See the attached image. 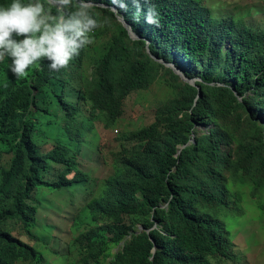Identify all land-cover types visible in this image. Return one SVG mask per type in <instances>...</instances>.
<instances>
[{
    "label": "trees",
    "instance_id": "trees-1",
    "mask_svg": "<svg viewBox=\"0 0 264 264\" xmlns=\"http://www.w3.org/2000/svg\"><path fill=\"white\" fill-rule=\"evenodd\" d=\"M10 3L0 0V6ZM95 3L116 5L142 39L133 40L112 11L94 6L103 26L67 68L52 71L42 61L21 80L11 73L10 58L0 65V89L7 85L0 104V264H43V252L16 235V227L36 237L41 187L89 182L72 145L58 140L40 152L31 114L62 118L79 149L88 132L97 134V122L114 126L130 94L155 83L165 66L150 53L199 80L177 83L168 69L174 97L158 106L151 124L122 134L109 174L84 206L95 225L73 238L78 263L101 264L124 240L106 264L232 259L233 227L241 223L248 189L264 216V25L216 18L203 0ZM50 163L63 166L56 180L44 176Z\"/></svg>",
    "mask_w": 264,
    "mask_h": 264
},
{
    "label": "rangeland",
    "instance_id": "rangeland-1",
    "mask_svg": "<svg viewBox=\"0 0 264 264\" xmlns=\"http://www.w3.org/2000/svg\"><path fill=\"white\" fill-rule=\"evenodd\" d=\"M203 5L213 10L216 18L222 19L234 16L243 19L255 29L264 25V0H203ZM95 6V5H94ZM215 10V11H214ZM106 21H108L106 19ZM119 21V20H118ZM158 59V58H156ZM155 60V59H154ZM156 62L160 63L158 60ZM160 68L159 77L148 89L134 92L125 101V113L111 128H105L100 122L96 123V131L88 132L85 142L79 147L64 130L62 118L33 112L31 118L37 121L35 139L44 153L52 148L58 140L72 145L78 150L77 163L82 171L89 174L86 185H75L61 190L41 187L39 195L43 198L39 210L38 222L35 227L36 237H30L22 232L19 226L15 234L21 239L35 246L43 252V264H80V249L73 238L85 229L95 225L90 214L84 215L91 189L96 190L109 174L112 168V156L120 151L123 133L135 131L151 124L155 120L159 105L174 97V90L170 85L172 80L168 69H172L179 77L177 83H187L185 74L173 64ZM3 61L0 62V65ZM199 79H194L193 85ZM237 95V94H236ZM210 128L198 126L197 130L206 131ZM134 144V143H133ZM126 142L127 146L133 145ZM94 154V156H92ZM63 166L50 163L44 176L56 180ZM249 195L242 202L240 221L233 227V258H210L212 264H264V216L254 204ZM130 237L128 236L127 239ZM111 246L101 264H106L112 255L123 247V243ZM17 264H36L35 261L20 260Z\"/></svg>",
    "mask_w": 264,
    "mask_h": 264
},
{
    "label": "clouds",
    "instance_id": "clouds-1",
    "mask_svg": "<svg viewBox=\"0 0 264 264\" xmlns=\"http://www.w3.org/2000/svg\"><path fill=\"white\" fill-rule=\"evenodd\" d=\"M94 5L112 11L133 40L142 39L113 4L95 3V0H28L27 3L11 0L7 6H0V62L10 58V71L21 80L27 79L33 66L42 61H47L52 71L67 68L85 46L93 43L90 34L103 26L92 12ZM106 19L104 22L110 24ZM149 22L156 21L150 17ZM150 56L162 63L163 59L151 53ZM166 63L174 65V62ZM21 80L20 83H25ZM6 95L7 85L0 89V104Z\"/></svg>",
    "mask_w": 264,
    "mask_h": 264
},
{
    "label": "water",
    "instance_id": "water-1",
    "mask_svg": "<svg viewBox=\"0 0 264 264\" xmlns=\"http://www.w3.org/2000/svg\"><path fill=\"white\" fill-rule=\"evenodd\" d=\"M185 79H187V82H189L190 84H193L192 82H193V80H191V79H188L187 77H185ZM194 140V139H193ZM189 142H192V139H190V141ZM141 230H143V226H140V231ZM140 231H137V232H140ZM154 251H155V248H154Z\"/></svg>",
    "mask_w": 264,
    "mask_h": 264
},
{
    "label": "bare ground",
    "instance_id": "bare-ground-1",
    "mask_svg": "<svg viewBox=\"0 0 264 264\" xmlns=\"http://www.w3.org/2000/svg\"><path fill=\"white\" fill-rule=\"evenodd\" d=\"M129 7H130V6H129ZM129 7H128V8H129ZM134 7H135V6H134ZM133 9H134V8H133ZM170 9H171V8H170ZM161 11H162V10H161ZM212 11H213V10H212ZM214 11H215V10H214ZM113 17H114V16H113ZM114 18H115V17H114ZM114 18H112V19H114ZM177 20H178V19H177ZM179 20H180V19H179ZM150 24H151V23H150ZM147 25H148V24H147ZM149 26H151V25H149ZM251 26H252V25H251Z\"/></svg>",
    "mask_w": 264,
    "mask_h": 264
}]
</instances>
